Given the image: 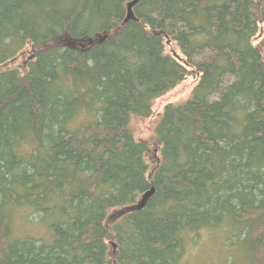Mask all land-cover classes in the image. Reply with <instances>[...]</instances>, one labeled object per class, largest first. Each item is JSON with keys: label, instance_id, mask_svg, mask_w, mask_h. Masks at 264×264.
I'll list each match as a JSON object with an SVG mask.
<instances>
[{"label": "trees", "instance_id": "obj_1", "mask_svg": "<svg viewBox=\"0 0 264 264\" xmlns=\"http://www.w3.org/2000/svg\"><path fill=\"white\" fill-rule=\"evenodd\" d=\"M131 1L0 0V264H264V0Z\"/></svg>", "mask_w": 264, "mask_h": 264}, {"label": "rangeland", "instance_id": "obj_2", "mask_svg": "<svg viewBox=\"0 0 264 264\" xmlns=\"http://www.w3.org/2000/svg\"><path fill=\"white\" fill-rule=\"evenodd\" d=\"M165 51L186 65L185 56L181 52L176 42H165ZM25 59L26 54L20 55L13 62V65H20ZM188 68L191 69L190 67ZM198 80V74H191L175 89L156 100L154 104V113L152 116L146 118H134L131 123V128L134 130L136 136L143 139L150 138L154 133L156 125L160 119V113L163 111L164 107L169 103H178L188 98ZM43 230L44 228L40 225L31 226L29 228V231H34L35 234H41ZM215 241L216 240L211 238L209 235H202L199 240H195L189 244L187 251L188 254L185 259L186 264H207L208 261H216L219 259L222 249Z\"/></svg>", "mask_w": 264, "mask_h": 264}, {"label": "water", "instance_id": "obj_3", "mask_svg": "<svg viewBox=\"0 0 264 264\" xmlns=\"http://www.w3.org/2000/svg\"><path fill=\"white\" fill-rule=\"evenodd\" d=\"M139 0H132L129 4H128V14L127 17L125 19V21H128L130 19H133V11L132 8L133 6L138 2ZM155 192V187H152L150 190L146 191L142 198L140 199L139 203L137 204V207H143L146 205L147 201L151 198V196L154 194Z\"/></svg>", "mask_w": 264, "mask_h": 264}]
</instances>
